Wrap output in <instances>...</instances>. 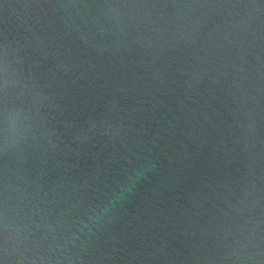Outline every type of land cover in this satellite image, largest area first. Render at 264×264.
<instances>
[{
    "label": "water",
    "instance_id": "obj_1",
    "mask_svg": "<svg viewBox=\"0 0 264 264\" xmlns=\"http://www.w3.org/2000/svg\"><path fill=\"white\" fill-rule=\"evenodd\" d=\"M0 264H264V0H0Z\"/></svg>",
    "mask_w": 264,
    "mask_h": 264
}]
</instances>
